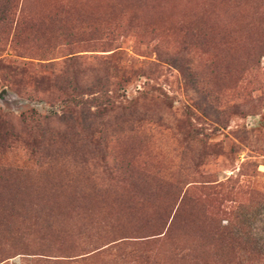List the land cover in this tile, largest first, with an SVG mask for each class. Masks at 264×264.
I'll return each instance as SVG.
<instances>
[{"label":"rangeland","instance_id":"374dc122","mask_svg":"<svg viewBox=\"0 0 264 264\" xmlns=\"http://www.w3.org/2000/svg\"><path fill=\"white\" fill-rule=\"evenodd\" d=\"M11 1L0 19V193L10 207L70 211L52 221L72 236L47 238L80 247L3 264H264L251 253L264 246V0H0V18ZM25 2L41 13L18 36L11 12ZM50 159L60 163L45 175L77 185L4 180ZM76 189L102 196L77 201ZM20 190L41 198L18 201ZM79 204L115 238L133 237L60 258L96 246L78 230ZM232 222L240 241L220 234ZM184 223L209 230L176 234Z\"/></svg>","mask_w":264,"mask_h":264},{"label":"trees","instance_id":"16d2710c","mask_svg":"<svg viewBox=\"0 0 264 264\" xmlns=\"http://www.w3.org/2000/svg\"><path fill=\"white\" fill-rule=\"evenodd\" d=\"M42 0H34L33 4H40ZM12 3L14 2H8L4 5V10L1 12V18L4 22H6L8 20V16L10 13V5L12 6ZM31 3V2H30ZM23 4V3H22ZM28 2L24 3V6H20L19 9L16 8L15 12H11L12 15H14L16 17V27H15V33L16 35L20 36L21 35V31L23 30V26L30 21L31 23H33L34 25H32V28L38 27L37 21H38V16L41 13L39 11L38 8L32 7L29 8V6L27 5ZM16 7V6H15ZM13 7V8H15ZM17 15V16H16ZM37 32V31H36ZM38 33V32H37ZM46 32H43L42 34H45ZM25 57H29V56H25ZM66 62V61H65ZM34 119L36 117L39 118V120H41L42 118L46 117V116H42L41 114H39L38 112H35L33 115ZM59 161L55 162V160L50 159V160H42L41 162H37L36 163V169L37 170H41V172L39 173H35L34 174L32 172L29 173H25L24 174V178H22V180L18 179V178H4V180H6V183H13V184H24L27 186V184H31V185H36V181L38 182V185H53V186H67V187H71L74 185H77V179L75 178H70V177H54V176H50V175H45L44 173V169L46 168L47 172H50L53 168L57 167L59 165ZM28 174V175H27ZM40 174V175H38ZM12 177V176H10ZM43 177V178H42ZM9 180V181H7ZM78 183H81V180L78 179ZM78 186H80V184H78ZM27 191V190H26ZM76 190H72V196L73 199L75 200H79L81 198L86 199L87 197H91L93 198H97V195H101L100 193H96L94 196L89 193H83V191H78ZM20 200H24V201H35L38 200L39 198H41L40 196H37L36 198H34V195H31L28 192H22V190H20ZM125 193V192H123ZM48 195V194H47ZM15 197V195L13 196ZM23 197V198H21ZM57 197H59V195H57ZM123 198V196H122ZM183 199H185V196L183 197ZM182 199V201H183ZM43 201V200H42ZM12 203V202H11ZM61 203V202H58ZM189 203V202H188ZM38 205L37 202H35L33 205H31L30 207L25 208V206L23 205H17L16 203H12V206H8L5 203V198L2 195V193H0V264H3V262L5 260H7L9 257H11L12 255L15 256L18 253H24V254H30V256L32 255H38V256H47V255H51L48 253H51L54 251V249H57L58 251H63V250H67V249H75L80 247V245L74 241V243L72 244H67L66 240H64L62 243H58L59 245L56 244V242H54L53 240H49V238H47V236H52L55 237L57 234L59 236H61L60 238H65L66 236H72L69 235L73 229H69L68 227L64 226V227H60L61 226V221H59L58 223H56L57 221H52L54 219H52L54 216H56V214H58V216H63V215H68V212L70 211H64V212H59V213H53L54 209L52 210V208H47L45 207V204L43 202H41V204H39L36 208L35 206ZM73 207L71 209V211L76 210V204L72 203ZM187 205V203H186ZM81 205L79 204L78 207V216H80L81 213H85L82 212V210L85 209L84 206L80 207ZM185 208V205H184ZM79 209H81V212H79ZM88 209H92V207H89L86 209V211ZM179 210L177 209L176 212H178ZM184 211V214H188L191 217H195L196 214L194 213V209H182V212ZM29 214L31 215V217H35L36 219V223L38 224H33V225H28V219H29ZM15 217L17 220H19L18 225L15 224V221H13L12 225H10V223L8 221H10V217ZM91 216V214H90ZM90 216H82V220L84 221V223H81V220L79 221V226H78V230H80L81 228L82 231H84V234H87L88 237H94L93 239L90 238L89 241H85L84 243H88V244H93L95 243L96 246H94L95 248H93L92 250H87L86 253L81 252L79 254H71L68 253V255H57V256H61L60 258H70L72 256L76 257L75 259H80V258H86L87 256H91L92 254H95L97 251H100L103 249V247L107 246L108 244H110L111 242H121L124 240V238H129V237H133V236H129V235H123V236H119V238H115L116 236H112V233H114L112 230L107 229V225H110V222H108L106 219L102 220V221H95V220H90ZM21 219V220H20ZM63 219V217H62ZM90 220V221H89ZM207 222V221H205ZM55 224H58V226H55ZM82 225V226H81ZM35 226V227H34ZM155 227V226H153ZM235 226V223H230L227 226H223L220 228L222 235L225 236H230L233 240L235 239L236 241H240V239L242 238V235L240 232L237 231V228ZM141 229V228H139ZM138 229V230H139ZM174 229H176V234L177 233H183V231H186L187 229H197L199 231L201 230H209L208 226H206V224H197L194 223L193 225H190L189 223H184L182 226L176 225L174 227ZM172 229V230H174ZM183 230V231H182ZM137 231V230H136ZM168 231H166L163 235H166ZM211 232L212 234H215V232L219 233V230H215L214 232V227L211 226ZM35 234L34 237H31V234ZM185 233V232H184ZM37 234L39 235V237L37 236ZM233 235V236H231ZM111 236V237H110ZM220 238H222L221 236H219ZM111 240L107 243H104L106 240L110 239ZM5 239H7L5 241ZM35 241V242H33ZM38 241V242H36ZM101 242V243H100ZM103 242V244H102ZM78 244V245H76ZM76 245V246H75ZM71 246V247H70ZM104 247V248H105ZM11 249L10 252H8ZM251 253L253 254V252H255V254H258V256L260 258H263L262 256H264V246L261 248L260 247H252L251 248ZM23 251V252H20ZM135 251L137 250V248L134 249ZM16 251H18L17 253H15ZM86 251V250H85ZM134 253H139V252H134ZM55 256V255H53ZM142 256V254H141ZM74 259V260H75ZM58 260H62V259H58ZM148 261V260H147ZM79 262V261H78Z\"/></svg>","mask_w":264,"mask_h":264}]
</instances>
